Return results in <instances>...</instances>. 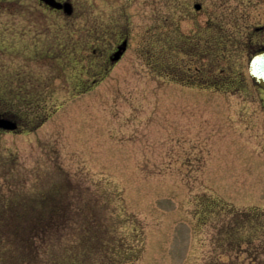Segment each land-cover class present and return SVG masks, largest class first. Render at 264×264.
<instances>
[{"label":"rangeland","instance_id":"obj_1","mask_svg":"<svg viewBox=\"0 0 264 264\" xmlns=\"http://www.w3.org/2000/svg\"><path fill=\"white\" fill-rule=\"evenodd\" d=\"M73 2L40 16L59 62L0 52V112L20 124L0 130V210L64 214L68 254L97 264H256L264 0ZM23 3L4 6L8 32Z\"/></svg>","mask_w":264,"mask_h":264},{"label":"trees","instance_id":"obj_2","mask_svg":"<svg viewBox=\"0 0 264 264\" xmlns=\"http://www.w3.org/2000/svg\"><path fill=\"white\" fill-rule=\"evenodd\" d=\"M58 217L63 224L57 232ZM66 220L54 210L31 214L0 210V264H97L81 255L85 246L70 257ZM58 234L61 248L55 242Z\"/></svg>","mask_w":264,"mask_h":264},{"label":"flooded vegetation","instance_id":"obj_3","mask_svg":"<svg viewBox=\"0 0 264 264\" xmlns=\"http://www.w3.org/2000/svg\"><path fill=\"white\" fill-rule=\"evenodd\" d=\"M14 1H16L18 5H21V4L24 5L23 2H25L27 8L33 11L24 12L23 11L24 9L22 7H18V10H19L18 15L20 17L19 19L21 22V25H20L21 28L17 30H12L11 32H8L5 28H3L7 26L9 19H6L5 21H3L0 18V26H1L0 28V52L2 53L9 52V53L17 54L23 59L27 55V50H26L27 47H30V49L34 50L37 54H41L43 58H46V59L48 58L50 60L53 58L55 59L56 62H59L58 58L56 59L57 57L55 55L56 53L54 54V52H52L54 48L58 49L57 48L58 46L54 44V41L56 42L57 34L56 32L54 33V31H52L51 29L52 23L51 22L50 24H45L44 22L42 23L40 16H42L41 13H43V15L46 18H50L51 20H57L58 17L63 18V16L65 18H69L73 16L74 11H75L74 9L75 4L73 0H14ZM9 2L10 0H0V3H1L0 5H2V7L0 8L1 10L0 16H8V14L3 12V9L6 3H9ZM51 3H55L56 5L51 4ZM37 10L40 11V13H38ZM20 11H23V12H20ZM41 27H43V29ZM48 27H49L48 30L51 31L50 34L46 32V29ZM41 29L44 31L42 32ZM121 41H123V39ZM121 41L119 43H121ZM40 43L42 44L40 45ZM127 43H128V40H127ZM118 44H116L113 51L110 52L108 56L109 60L112 56V53L117 49ZM15 47L16 49H14ZM261 48H264V42L259 43L258 47L255 48L254 50L261 49ZM19 63H25V61H20ZM0 116L9 117V114L0 112ZM18 127H20V124L17 122V128ZM253 249L256 251V254L259 257V261H257L256 264H264V258H263L264 257V242H260L257 246H254Z\"/></svg>","mask_w":264,"mask_h":264},{"label":"water","instance_id":"obj_4","mask_svg":"<svg viewBox=\"0 0 264 264\" xmlns=\"http://www.w3.org/2000/svg\"><path fill=\"white\" fill-rule=\"evenodd\" d=\"M56 5L55 3H51ZM194 7L198 9L200 7L199 3L194 4ZM126 41H123L121 45L118 46L117 51L113 54L112 60L119 58L120 54L125 49ZM249 73L255 83L264 88V49L258 50L253 53L249 61ZM0 127L13 129L15 127V122L4 117H0Z\"/></svg>","mask_w":264,"mask_h":264}]
</instances>
